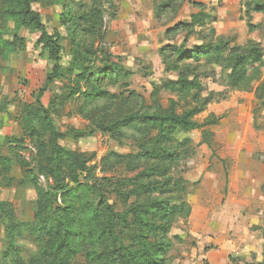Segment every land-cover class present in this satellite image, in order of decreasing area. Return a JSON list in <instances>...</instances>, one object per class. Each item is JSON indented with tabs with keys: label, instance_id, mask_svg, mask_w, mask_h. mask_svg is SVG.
I'll return each mask as SVG.
<instances>
[{
	"label": "rangeland",
	"instance_id": "rangeland-1",
	"mask_svg": "<svg viewBox=\"0 0 264 264\" xmlns=\"http://www.w3.org/2000/svg\"><path fill=\"white\" fill-rule=\"evenodd\" d=\"M187 1L176 4L171 12L159 16L156 9L160 0H35L30 8L39 16L47 34L61 46L60 63L63 69L60 77L47 87L41 103L52 110L50 114L55 127L64 134L58 144L87 159L86 170L78 173V183L92 186L95 180L98 181L99 185L104 186L99 193L114 212H123L128 202L135 200L125 190L123 180L144 172L143 186L153 188L156 193L152 196L158 198L172 197L173 184L179 180L182 195L191 206L197 204L199 210L192 214L191 221L177 219L169 235L173 245L165 255V264H256L251 256L235 257L233 253L229 258L222 259V217L204 216L203 210L216 211L222 202V196L214 198L209 195L212 182L205 187L202 185L205 174L216 173V176L221 175V180L222 177L227 180L236 178L235 159L224 156L221 160L219 157L227 155L220 150L224 145L221 147L207 135L204 143L196 145L193 140L200 132L195 131L188 135L190 140L184 133L175 134L170 142L156 151L149 141L153 140L157 130L144 129L141 120L128 126L120 124L114 134L108 128V124L123 119L130 112L153 113L155 102L161 109H167L170 100L177 101L176 95L167 86L179 77L162 65L159 57L161 48L175 46L184 52L208 42H230V48L254 42L263 53L260 79L247 91L241 92L242 99H238V105L228 114L226 111L222 113L221 105L222 100L234 94V90L228 88V71L222 70V66L210 65L204 59L188 61L186 65L198 68L201 97H210L205 112L195 117V121L200 123L212 114L224 120L223 127L246 131L248 143L264 140V135L258 136L264 131V107L260 106L261 100L250 99L254 96L253 92L255 98L257 94L264 98V16H252L255 27L249 32L245 23L238 18L240 10L237 4L205 0L207 7L214 12L210 14L219 18L216 24L209 20L190 36L182 33L166 36L169 28L178 22L188 21L189 16L197 12V8H191ZM23 2L0 0V41L15 43V50L9 49L6 53L0 46V264H30L36 256L38 247L30 232L37 203L34 187L45 190L46 183L52 184L50 178L34 171L39 153L36 146L39 142L47 146L48 134H43L42 126L38 124L31 136V127L25 122L27 108L34 105L36 92L42 87L52 64L48 51L40 43L41 33L32 26L16 30L15 20L9 19L5 13L20 10ZM226 16L234 18L233 21H223ZM74 21L80 27L95 29L96 32L84 38L87 50L77 60L80 68L70 70L73 62L70 51L72 38L64 24ZM94 23H99L97 28L92 27ZM213 28L216 35L210 32ZM15 36L17 40H14ZM184 37H187V41ZM105 65L118 66L125 75L121 73L115 78L106 75L101 81L91 80L98 76L97 72ZM78 77L80 79L77 81ZM177 102L178 112L193 107L192 104ZM229 122H235L240 127L235 123L229 126ZM216 128L218 126L213 129ZM184 140L189 142L184 143ZM229 141L233 143L232 138ZM201 145L214 149L210 158L207 149H200ZM241 150V153L247 152L245 148ZM165 156L170 159L162 165L161 160ZM243 157L246 159V156ZM250 157L249 166L256 175H263L259 172H264V151H256ZM207 161L209 165L205 171L196 168ZM222 165L224 174L220 171ZM62 172V176L69 174L66 166L62 167ZM188 174L192 175L189 177L191 181L187 179ZM64 184L68 185L69 182L65 181ZM68 186L76 188L74 184ZM249 187L247 192L255 199L252 202L263 209L259 219L262 227L264 199L261 197H264V190L263 195H255L252 186ZM82 194V190H76L74 196L63 198L64 204L73 207L72 211L76 212L72 221L77 225L73 223L69 238L76 253L69 258V264L96 263L92 255L95 236L90 233L86 219L79 220L84 218V214L96 213L98 195L89 191L81 202ZM123 196L127 197L126 205L122 203ZM57 204H62L59 194ZM243 225L245 228L248 223ZM213 237L220 242L221 248L210 241ZM119 239L125 247L130 246L133 235L124 230L119 234Z\"/></svg>",
	"mask_w": 264,
	"mask_h": 264
},
{
	"label": "trees",
	"instance_id": "trees-1",
	"mask_svg": "<svg viewBox=\"0 0 264 264\" xmlns=\"http://www.w3.org/2000/svg\"><path fill=\"white\" fill-rule=\"evenodd\" d=\"M23 1V4L21 3L23 8L18 11L9 10L5 13L9 19L15 20L16 30L32 26L41 33L40 43L48 51V59L52 64L42 87L36 92L34 100L36 107H33L34 105L29 106L27 108L28 115L25 118V122L29 123L31 127L29 132L31 136L35 132L34 127L38 124L42 126L43 134H48L47 146L42 145L41 142L36 146L39 153L35 159L34 171L37 174L47 176L52 181L51 185L46 183L45 190L33 186L37 194V203L30 232L35 237L38 251L30 264H69V258L76 253V248L69 241L71 227L77 225L72 221V216L76 215V212L72 211L73 207L64 204L63 199L64 196H74L76 190H82L81 202L86 199L89 191L98 195V202L95 206L96 213L88 216L84 214V218L79 220L86 219L85 222L90 228V233L95 236L96 244H93L92 251L94 259L96 258L95 264H165V255L173 245L169 236L173 226L177 219L187 220L191 211L189 204L182 195L183 193H181L179 180L173 184V196L167 198L152 196L156 193L155 190L143 186L146 177L144 172L134 178L123 180L125 190H128V194L135 200L132 203L128 202L126 210L121 213L114 212L113 207L105 203V198L99 193V189L104 188V186L99 185L98 181L95 180L92 186L78 183V173L86 170L87 159L82 155L63 149L58 144V140L62 139L64 134L59 133L56 129L50 114L52 110L46 109L41 103L47 87L55 79H58L63 72L60 63L61 46L56 39L47 34L39 16L31 10L30 5L35 0ZM183 2L184 0H160L156 13L159 16L169 13L176 4L181 5ZM192 5L201 8L200 4L194 3ZM251 13L264 14V0H250L246 3L245 14L250 30L253 29V26L249 24ZM209 20L210 16L200 11L191 16L190 22H180L169 28L166 31V36L181 33L190 36L196 29L203 28ZM98 24L94 23L92 27L97 28ZM64 26L72 38L70 51H72L73 62L70 70L80 68L77 60L81 58L80 54L87 50L84 38L94 35L96 30H88L84 26L80 27L77 21L72 22V24L66 22ZM210 32L214 34L213 29ZM17 39L15 36L14 40ZM184 40L187 41V37H184ZM0 46L2 50L5 49V53L9 49V51L15 50L13 41L3 42L2 40ZM185 50L182 52L181 48L165 46L160 49L159 57L164 68L168 72H176L179 77L177 81L170 82L167 89L176 95L177 101L183 102L184 105L185 103L192 104L193 107H186L178 112L176 100H170L167 109H161L159 104L155 102L156 109L153 113L130 112L123 119L108 124L109 130L113 134L120 124L128 126L134 121L141 120L144 129L153 128L157 130L153 140L149 141L156 151L162 149L164 144L170 142L178 133L200 130L202 131L200 144L204 143L206 135L211 137L212 135L207 128L214 126L219 118L211 114L200 123L194 120L195 117L205 111V107L210 103V97H201L202 85L198 77V68L186 65L188 61L204 59L210 65L222 66V70L228 71L227 80L231 90L247 91L253 82L260 79L263 53L260 47L254 43L245 47L233 46L230 48L228 42L219 41L216 44L208 42ZM106 65L97 72L98 76L92 77L91 80L94 79V82L101 81L106 75L114 76V78L119 77L121 73L122 76L125 75L122 68ZM79 79L80 77L77 78V81ZM262 106L264 107V101H262ZM184 141V143L189 142L188 140ZM169 159L170 157L165 156L162 158L161 164L164 165ZM63 166H66L68 175L62 176ZM65 181L69 182L68 185H76V188H70L64 184ZM263 190L264 185L262 186ZM115 193L119 195L118 191ZM58 194L62 202L60 206L57 204ZM122 203L123 205L127 204V197L123 196ZM79 216L81 215L79 214ZM73 223L75 224L73 225ZM259 229L264 240V226ZM124 230H128L133 235L131 245L126 247L119 239V234L123 233ZM259 264H264V250L262 261Z\"/></svg>",
	"mask_w": 264,
	"mask_h": 264
},
{
	"label": "crops",
	"instance_id": "crops-1",
	"mask_svg": "<svg viewBox=\"0 0 264 264\" xmlns=\"http://www.w3.org/2000/svg\"><path fill=\"white\" fill-rule=\"evenodd\" d=\"M229 4L231 2H234L239 6V14L238 18L240 19L241 22L245 23V26L247 28V31H251L248 27V19L245 14L246 10V3L249 2L250 0H223ZM200 4L201 8L196 7L192 4ZM187 4L195 9L197 8V12L192 13L189 16V20L186 21V23L190 22L191 16L194 14L199 13L202 11L205 14H208L210 16V22L212 24L217 23V16H212L210 14L214 13L211 8H208L207 5L208 3L205 2V0H189L187 1ZM256 15H263L264 14H257V13H251L250 14V22L252 24V16ZM219 19V18H218ZM234 18L230 17L228 18L223 17V21L232 22ZM180 23V22H178ZM214 29V33L216 35V30ZM220 36V35H219ZM218 37V36H217ZM223 37V36H222ZM228 38V37H225ZM230 44V42H228ZM250 43L254 42H248L244 46H238V47H245ZM232 44V43H231ZM258 83V81H255ZM253 82L252 85L255 83ZM260 87V86H257ZM229 88V87H228ZM259 89V88H257ZM241 92L243 91H236L234 90V94L231 95L230 98H226L222 100L221 105H222V113L225 111L227 114L230 112L231 109H234V106L238 105V99H242ZM254 96L250 98L252 101L254 99H257L260 102V106H262V101H264V98H260V94H257L255 98V92ZM254 97V99H253ZM240 101V100H239ZM241 109V108H240ZM242 109H245V107H242ZM205 112V111H204ZM203 112V113H204ZM211 115V114H209ZM252 117V116H251ZM232 118L229 119V121ZM224 120H222L219 117L218 122L214 125V127L218 126V128L213 129L214 127L211 126L207 130L211 133V138L212 140L214 139V142L216 141L221 147L224 145L223 148H221V152H224L227 155L222 154L220 159H224V156L230 157L232 156L233 159H235V165H234V170H236L235 175L236 178L233 179L231 177L229 180L226 179V177H222L221 180V175H217L220 179L217 178L216 173L215 174H205V180L202 183V185H210V182H212L211 185V190L209 191V195L214 198L222 196V202L220 206H218L216 211H210L208 210H203L204 211V216H209L213 215L212 217H217L220 218L222 217V250L220 252V255H222V259L229 258L232 253L234 254L235 257H252L254 258V262L256 264L261 263L262 258H263V250H264V240L262 238V234L260 231V225H259V219L263 215V209L256 203H253L255 199L250 196V194L247 192L249 190V186H252L254 194L255 195H260V193L263 195L262 191V186L264 185V172L263 170L260 171L259 173L263 175H256V173L253 171V169L249 166V163L251 161L250 155L253 154L254 152H263L264 151V140H257L256 143H248L246 141V131L242 132L239 128H225L223 127ZM235 123V122H234ZM234 123H228L229 126H232ZM227 125V126H228ZM237 127H240L239 124L235 123ZM199 131L200 134L197 135L195 140L193 142L196 145H200L202 142V131L200 130H194L190 131L188 133H184L188 139H189V134L191 132ZM259 137H262L264 135V131L260 132ZM230 138H232L233 143L230 144L231 142L229 141ZM190 140V139H189ZM192 142V143H193ZM207 149L206 153L209 155V158L213 155L214 149L212 147H208L207 145H201L200 149ZM245 148L247 152L241 153V149ZM246 156V159L243 157ZM248 164V165H247ZM209 165L208 161L203 164V166L198 165L196 168H207ZM220 171L222 174H224L223 170V165L220 166ZM192 175L188 174L187 179L189 181ZM222 181V182H221ZM229 181V183H228ZM236 186V187H235ZM205 187V186H204ZM237 188V189H236ZM235 191V193L233 192ZM222 192V193H221ZM255 198L259 196H254ZM264 199V197H261ZM253 201V202H252ZM187 203L190 206V216L188 219L191 221V216L194 214L198 209V205L195 204L194 207L191 206L189 200L187 199ZM212 212V213H211ZM248 223V225L244 228L243 224ZM244 229V230H243ZM210 241H213L214 245H218L221 248L220 242L216 238H210ZM242 258V259H244ZM238 259V258H236ZM240 259V258H239ZM241 261V260H240Z\"/></svg>",
	"mask_w": 264,
	"mask_h": 264
}]
</instances>
